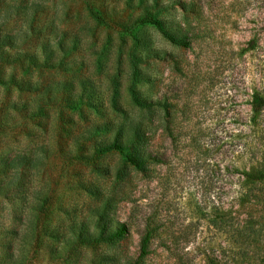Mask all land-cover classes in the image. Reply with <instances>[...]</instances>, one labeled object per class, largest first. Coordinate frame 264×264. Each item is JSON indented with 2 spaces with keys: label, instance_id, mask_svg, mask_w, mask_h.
<instances>
[{
  "label": "rangeland",
  "instance_id": "obj_1",
  "mask_svg": "<svg viewBox=\"0 0 264 264\" xmlns=\"http://www.w3.org/2000/svg\"><path fill=\"white\" fill-rule=\"evenodd\" d=\"M255 94L264 0H0V264H264Z\"/></svg>",
  "mask_w": 264,
  "mask_h": 264
},
{
  "label": "trees",
  "instance_id": "obj_2",
  "mask_svg": "<svg viewBox=\"0 0 264 264\" xmlns=\"http://www.w3.org/2000/svg\"><path fill=\"white\" fill-rule=\"evenodd\" d=\"M138 22L149 23L155 26L167 39L177 45L187 47L191 44V40L188 36L178 37L173 35L171 32H169V30L166 29L164 23L155 16H146L144 18L139 19ZM135 102L143 107L150 106L148 102L140 100L137 97H135ZM253 106L256 111H259L262 107H264V97L260 94H255L253 99ZM132 141H134V145L137 148L136 152L135 150L131 153L125 152L123 151V146L119 144L109 145L106 148H103L101 152L110 151L112 149L119 150L122 153H125L126 160L129 163H131L135 168L141 171H147L150 163H157L160 161L159 158H157V156L149 150V140L147 138L146 133H143L142 130H138L137 133L135 132ZM244 175L252 181H264V173H260L259 171H252ZM115 237L116 234H112L108 239L113 240ZM152 237L153 228H151V226H148L140 244V261H143V259L149 254V248L151 245Z\"/></svg>",
  "mask_w": 264,
  "mask_h": 264
}]
</instances>
